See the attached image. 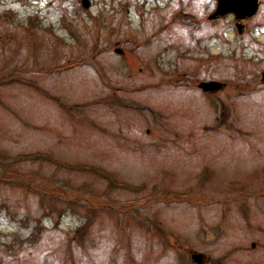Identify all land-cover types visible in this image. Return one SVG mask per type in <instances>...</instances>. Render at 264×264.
I'll return each mask as SVG.
<instances>
[{
  "label": "rangeland",
  "instance_id": "374dc122",
  "mask_svg": "<svg viewBox=\"0 0 264 264\" xmlns=\"http://www.w3.org/2000/svg\"><path fill=\"white\" fill-rule=\"evenodd\" d=\"M88 1L0 0V264H264V0Z\"/></svg>",
  "mask_w": 264,
  "mask_h": 264
},
{
  "label": "flooded vegetation",
  "instance_id": "af4514ba",
  "mask_svg": "<svg viewBox=\"0 0 264 264\" xmlns=\"http://www.w3.org/2000/svg\"><path fill=\"white\" fill-rule=\"evenodd\" d=\"M215 2H216V8H215V11H216V9H217V7H218V2H217V0H214ZM260 1V0H259ZM259 8H260V5H259V7H258V9H257V11H256V13L255 14H253V15H251V16H248V15H246V16H243V15H237L236 13H233V12H231V13H229L228 15H226V16H224V17H222V18H219V19H217V20H220V19H223V18H228V17H231L232 18V20H233V27H234V29H236L240 34H242V33H244V34H248V33H251V34H254V27L253 28H250L248 25H246V23L247 22H249L251 19H253V18H255L256 16H257V14H258V11H259ZM215 11H213L212 13H208L207 15H206V19H209L208 21H207V23L208 22H216L217 20H214V21H212L213 19H212V15H213V13H215ZM210 19H212V20H210ZM194 22H195V24H196V26L194 27V29H197L198 31L200 30V27H201V21H200V18L198 17V16H194ZM210 24V23H209ZM253 40H255V37L253 36V38H252ZM200 46H201V43H200ZM210 49V48H209ZM211 50V49H210ZM146 51V50H145ZM212 52V51H211ZM211 52H208L207 54H205V51H204V53L202 54L201 53V51H197V52H194L193 54H192V58H193V62L194 63H207V64H210V63H212L213 61L214 62H216L215 60H217L218 59V57H216L214 54H212ZM145 55V54H144ZM141 56V55H140ZM207 56H209V59L207 60ZM144 57V56H143ZM144 59L145 60H143L144 62H146V59L147 58H145L144 57ZM127 70V69H126ZM186 70H178V69H176V70H173V73L174 74H177V75H180V73H183V72H185ZM167 72V71H166ZM200 72V70H198V73ZM197 75V74H196ZM261 80H264V71H263V73H262V75H261ZM216 83V84H213V83ZM249 85H251V87H253V85H252V83L251 84H249ZM197 87H198V89H200V91H202V92H219V91H221L222 90V88H225L226 87V85L224 86V87H222L220 84H218L217 83V81H214V80H209V81H205V82H199L198 84H197ZM256 87V86H255ZM254 87V88H255ZM261 86H259V88H260ZM256 90H258V88H256ZM195 255H197V257H198V260H195ZM192 259L194 260V261H198V263L201 261V259H202V257H200V255H198V254H193V256H192Z\"/></svg>",
  "mask_w": 264,
  "mask_h": 264
},
{
  "label": "water",
  "instance_id": "95a60500",
  "mask_svg": "<svg viewBox=\"0 0 264 264\" xmlns=\"http://www.w3.org/2000/svg\"><path fill=\"white\" fill-rule=\"evenodd\" d=\"M82 5L87 8L89 6V1L82 0ZM258 7L259 0H218V8L212 15V19L223 17L231 12L236 13L238 16H251L256 13ZM213 84L216 83L214 82ZM194 258L195 260H198L197 255H195Z\"/></svg>",
  "mask_w": 264,
  "mask_h": 264
}]
</instances>
